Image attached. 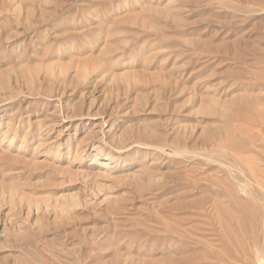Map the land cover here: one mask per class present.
Returning a JSON list of instances; mask_svg holds the SVG:
<instances>
[{
	"label": "rangeland",
	"instance_id": "1",
	"mask_svg": "<svg viewBox=\"0 0 264 264\" xmlns=\"http://www.w3.org/2000/svg\"><path fill=\"white\" fill-rule=\"evenodd\" d=\"M258 250L264 0H0V264Z\"/></svg>",
	"mask_w": 264,
	"mask_h": 264
},
{
	"label": "bare ground",
	"instance_id": "2",
	"mask_svg": "<svg viewBox=\"0 0 264 264\" xmlns=\"http://www.w3.org/2000/svg\"><path fill=\"white\" fill-rule=\"evenodd\" d=\"M247 127V126H246ZM242 131V130H241ZM223 141V140H222ZM224 142V141H223ZM221 144V143H220ZM255 210V209H254ZM257 258L258 260L262 261L264 263V256L262 257L261 252L258 250L257 251Z\"/></svg>",
	"mask_w": 264,
	"mask_h": 264
}]
</instances>
